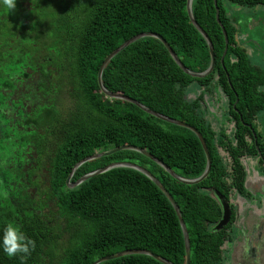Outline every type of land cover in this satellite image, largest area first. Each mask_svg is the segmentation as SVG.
<instances>
[{"label":"trees","instance_id":"trees-1","mask_svg":"<svg viewBox=\"0 0 264 264\" xmlns=\"http://www.w3.org/2000/svg\"><path fill=\"white\" fill-rule=\"evenodd\" d=\"M224 3L264 7V0H216L228 40L221 64L225 43L214 0L191 1L193 18L213 47L214 68L206 77L185 74L155 38L126 47L107 63L101 76L106 91L190 125L202 135L211 166L207 177L193 185L177 181L131 150L86 162L72 173L82 159L120 146L146 151L182 179L195 180L205 171L206 157L195 134L131 103L106 97L97 84L103 60L141 33L164 39L188 71H206L209 49L189 21L186 0H47V12L29 23L22 5L19 22L13 26L11 15L0 13V107L14 113V119H7L0 112V121L19 133L10 148L15 163L26 160L24 153L36 155L31 156L36 168L30 167L26 189H36L39 195L36 201L34 195L18 191L15 203L0 204V229L14 223L34 242L28 254L9 257L0 250V264H92L127 250H144L171 264H185L174 209L144 174L115 168L72 189L65 184L71 173L72 184L121 162L147 170L172 197L188 234L189 264H223L229 253L225 246L234 241L235 208L230 204V224L214 230L222 215L216 194L228 202L235 197L249 199L241 160L256 157V147L264 154V134L257 129L258 116L264 113V68L252 64L237 42V28ZM24 81L28 84L22 88ZM192 85L199 92L190 99L187 90ZM213 92L225 100L226 125L218 130L207 121L201 105ZM22 101H27V112ZM40 166L46 167L42 190L37 184ZM100 264L162 263L148 255H130Z\"/></svg>","mask_w":264,"mask_h":264},{"label":"flooded vegetation","instance_id":"flooded-vegetation-1","mask_svg":"<svg viewBox=\"0 0 264 264\" xmlns=\"http://www.w3.org/2000/svg\"><path fill=\"white\" fill-rule=\"evenodd\" d=\"M27 84L28 83L24 81L22 88H24ZM16 88L18 90H21L20 85H17ZM3 92L5 94H9L8 89L3 90ZM14 98L15 96H12L10 99H8L7 100L8 103L9 104L13 103ZM26 102L27 101L25 102L22 101L23 103L22 107L24 108V112H27L25 110L28 109L29 107ZM0 112L4 114L7 119L9 117H11V119H14V115H13L14 113L9 109H2V107H0ZM3 121L4 120L0 121V204L6 207L7 203L8 204L15 203L17 199L15 198V195L17 194L18 191H22L20 194L26 193L28 195L27 197L34 195L33 199L37 201L39 197L37 193L38 190L36 191V189L34 190L30 188L26 189V187H28L29 184L28 178H29V170L31 169L30 167H33L34 169L36 168L34 162L31 161L32 158H36V155L28 154V153L25 155L24 153V158L26 160L22 161L21 165L15 163L10 148L13 145L12 143L15 141L14 134L15 133L19 134V133L16 131V129L13 128L7 130L9 129L10 124L6 122L4 123ZM20 127L18 128L20 129ZM24 131H30V130H24ZM5 133H8V135L5 136ZM252 134L254 137H256L253 130H252ZM1 148L5 149L6 152L1 151ZM256 149H257L256 157L254 158L246 157L241 160L245 172L249 171V174L251 176L250 178L248 174L247 180L244 185L245 188L248 189L251 195L250 198L241 199L235 197L234 200L228 202L219 194L227 203L230 212L229 222L222 229L226 228L230 224V219L232 215L230 204H232L235 208L234 220L233 223H231L232 228L234 230V234H233L234 241L231 244L229 243L226 244L225 249L229 250L231 260H234L238 264L240 263V260L243 258L252 257L253 258L252 262H254L255 259H258L257 255L254 254L256 244H257V248L260 249L259 260L261 259V256L264 258V206H263V210H260V208H258V209H253V211H251L248 206L243 204L244 201H251L253 199L259 202V206L263 205L264 203V154H262L261 151H259L258 147H256ZM7 152L9 154H7ZM45 168L46 167L40 166V169L38 170L37 173V176L38 177L40 176L37 182L39 186L38 188L40 190H42L46 184L44 179L45 177L43 175L46 172ZM221 211H222V207H221ZM218 223L214 226V230H216L215 227L218 225ZM262 261L264 264V259H262Z\"/></svg>","mask_w":264,"mask_h":264},{"label":"water","instance_id":"water-1","mask_svg":"<svg viewBox=\"0 0 264 264\" xmlns=\"http://www.w3.org/2000/svg\"><path fill=\"white\" fill-rule=\"evenodd\" d=\"M191 1L192 0H186V12H187V16L189 18L190 23L193 25V27L201 34V36L204 38L208 49H209V53H210V65L207 68L206 71L202 72V73H193L188 71L180 62V60L177 58V56L172 52L170 46L168 45V43L162 39L159 35L153 34V33H141L138 35L133 36L132 38H130L129 40L125 41L124 43H122L118 48H116L114 51H112L101 63L98 73H97V84L98 87L100 89V91L108 98L110 99H118V100H122L128 103H131L133 105H135L136 107H138L140 110H142L143 112H145L146 114L153 116L154 118H157L161 121L173 124L175 126H179L182 128H186L188 130H190L193 134L196 135L197 139L199 140L201 147L203 149V152L205 154L206 157V169L203 172V174L195 179V180H186V179H182L180 177H178L177 175H175L168 167H166L164 164H162V162L158 161L157 159H155L154 157H152L150 154H148L146 151L137 148V147H133V146H120V147H116L112 150L106 151V152H101V153H97L94 155H91L89 157H86L84 159H82L81 161H79L72 169V173L82 164L92 161V160H96L98 158L101 157H106L112 154H115L117 152L120 151H125V150H131V151H136L142 155H144L145 157L149 158L150 160L154 161L155 163H157L158 165H160L166 172H168V174H170V176H172L174 179H176L179 182L188 184V185H193V184H197L199 182H201L202 180H204L209 171H210V166H211V159H210V155L208 153L205 141L202 137V135L192 126L187 125L183 122L177 121V120H173L170 119L168 117H165L159 113H156L146 107H144L143 105H141L139 102L128 98L124 95H120V94H113L110 93L108 91L105 90V88L102 85L101 82V76H102V72L103 69L105 68V66L107 65V63L113 58L115 57L117 54H119L122 50H124L126 47H128L129 45L133 44L134 42L143 39V38H155L158 41L161 42V44L165 47V49L167 50V52L169 53L170 57L173 59V61L175 62V64L187 75L193 77V78H204L207 75H209L214 68V53H213V47H212V43L209 40V38L207 37V35L204 33V31L198 26V24L195 22L193 15H192V11H191ZM214 6L216 9V21L219 24L221 30H222V34L224 37V43H225V49L224 52L221 56L220 62L221 64L223 63V59L224 56L226 54L227 51V46H228V40H227V35L226 32L224 30V27L222 26V24L220 23L219 20V12L216 6V0H214ZM115 168H130V169H134L136 171L141 172L142 174H144L147 178H149L155 185L156 187L162 192V194L166 197V199L169 201V203L171 204V206L174 209V212L177 216L179 225L182 229V234H183V239H184V251H185V264H189L190 262V246H189V240H188V234L186 231V227L183 223L180 211L178 209V206L176 205V203L174 202V200L172 199V197L168 194V192L162 187V185L157 181L156 178H154L147 170H145L144 168L136 165V164H132V163H128V162H121V163H112L107 165L106 167L96 170L92 173H89L83 177H81L80 179H78L76 182L74 183H70V179L72 177V173L67 177L65 184L68 188H74L76 186H78L80 183L86 181L87 179L105 173L106 171H109L111 169H115ZM216 198L218 199L221 207H222V218L219 221L218 225L215 227L216 230L222 229L224 226L227 225V223L229 222V217H230V212H229V208L227 203L224 201V199L220 196V195H216ZM130 255H148L151 256L152 258H154L155 260H157L158 262L162 263V264H171L170 262L152 255L150 252L148 251H144V250H127V251H122V252H118L116 254L110 255V256H106V257H102L97 259L96 261H94L92 264H100L102 262H106V261H110V260H114V259H118L124 256H130Z\"/></svg>","mask_w":264,"mask_h":264},{"label":"rangeland","instance_id":"rangeland-1","mask_svg":"<svg viewBox=\"0 0 264 264\" xmlns=\"http://www.w3.org/2000/svg\"><path fill=\"white\" fill-rule=\"evenodd\" d=\"M46 2L47 0H40L38 2H36V0H16L14 9L7 11L4 8H0V13L10 14L11 22L9 24L11 26L16 25L19 22V18H17L18 14H22L23 12V5L25 10H27L26 16L29 23L32 18H38L37 15L47 12V9L45 10L44 8ZM38 5L41 6L38 7ZM223 8L227 12L233 24H235V27L237 28V42L246 50L250 62L260 68H264V7L243 8L234 4L224 3ZM51 9L53 11L56 10L55 8H50V12H52ZM196 88L197 87L194 85L188 88L187 98L192 99L195 97V95L199 92V89L196 91ZM213 94L210 95V97L205 95L202 99L203 103H201V105L204 109V114L207 121L211 124V126L218 130L226 125L224 114L225 100L219 93L213 92ZM257 129L259 132L264 134V113L258 116ZM48 137L50 140H54V137H50V135H48ZM220 154L221 156H224L221 150ZM243 204L248 206L251 211L258 208L263 210L264 206V203L263 205L259 206V202L255 201V199L251 201H244ZM254 254L257 255L258 258L255 259L254 262H252L253 258L249 257L241 259L239 264H263L262 259L264 258L261 256V259L259 260L260 249L257 248V244L255 245ZM223 264L238 263H236L234 260H231L230 253H228L226 254V259L224 260Z\"/></svg>","mask_w":264,"mask_h":264},{"label":"clouds","instance_id":"clouds-1","mask_svg":"<svg viewBox=\"0 0 264 264\" xmlns=\"http://www.w3.org/2000/svg\"><path fill=\"white\" fill-rule=\"evenodd\" d=\"M16 0H0V8L7 11L14 9ZM34 242L28 238L17 225L8 223L0 229V250L12 257L18 253L28 254Z\"/></svg>","mask_w":264,"mask_h":264},{"label":"crops","instance_id":"crops-1","mask_svg":"<svg viewBox=\"0 0 264 264\" xmlns=\"http://www.w3.org/2000/svg\"><path fill=\"white\" fill-rule=\"evenodd\" d=\"M246 174H247V176H248V174H249V171H247V172H246ZM253 175H254V174H253ZM249 177L251 178L250 174H249Z\"/></svg>","mask_w":264,"mask_h":264}]
</instances>
